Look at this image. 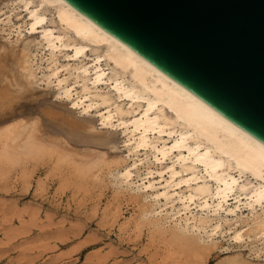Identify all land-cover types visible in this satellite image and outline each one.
Instances as JSON below:
<instances>
[{
	"label": "rangeland",
	"instance_id": "rangeland-1",
	"mask_svg": "<svg viewBox=\"0 0 264 264\" xmlns=\"http://www.w3.org/2000/svg\"><path fill=\"white\" fill-rule=\"evenodd\" d=\"M47 17V25L58 31L52 15ZM0 20V47L35 56L31 97L23 102L27 114L0 127L1 133L26 123L34 137L29 152L18 153L0 141V264H264L263 206L231 216L188 204L185 197L195 188H215L201 168L176 162L172 174L166 167L175 158L160 165L149 149L132 151L128 132L104 127L94 109H74L43 79L50 55L40 33L27 32L22 9L3 3ZM86 54L76 61L66 57L67 50L55 53L71 82L82 83L75 68L92 65L95 54ZM98 91L123 113L137 110L138 103L118 98L112 85L102 84ZM60 110L74 125L42 112ZM149 137L171 144L165 135ZM134 162L139 169L134 184L116 178ZM236 231L240 239L234 238Z\"/></svg>",
	"mask_w": 264,
	"mask_h": 264
},
{
	"label": "bare ground",
	"instance_id": "bare-ground-1",
	"mask_svg": "<svg viewBox=\"0 0 264 264\" xmlns=\"http://www.w3.org/2000/svg\"><path fill=\"white\" fill-rule=\"evenodd\" d=\"M6 2L16 4L25 13V25L30 35L40 33L41 43L50 55L47 73L42 77L47 86L57 88L59 97L70 101L72 107L82 113L94 109L104 127L124 129L129 134L127 142L132 151L149 149L154 161L160 165L175 158L173 165L166 167L170 173H175L176 162H189L191 170L201 168L215 183L214 190L205 185L195 188L193 194L185 197L188 204L231 216H236L242 209L254 213L257 207L264 208L262 144L219 116L63 0H1L0 6ZM47 13L52 15V23L58 26V31L47 25ZM17 29L16 34L20 36V27ZM1 48L0 127L27 114L23 102L31 97L30 86L34 83L32 58L35 57L25 49H10L9 52ZM62 49L71 52V55H66L69 60L85 58L89 50L95 54L91 66L82 65L74 69L82 83L78 80L71 82L66 76L71 75L70 71L58 65L55 53ZM87 81L92 87L87 85ZM102 84L112 85L118 98L137 102V110L123 113L121 107L113 106L108 94L99 93L98 88ZM61 110L54 114L42 112L48 117L60 118V123L74 125L68 118L69 113ZM165 111L170 113L169 118ZM125 114L128 117L125 118ZM31 128L26 123L17 128H7L0 133V141L4 140L8 148L18 153L29 152L34 145ZM12 132L15 134L9 138ZM150 134L165 135L171 144L152 141ZM103 140L108 142V139ZM138 170L134 162L118 171L116 178L132 185ZM151 174V171L147 173L148 176ZM246 176L255 183L248 179L242 181ZM146 179L148 177L141 179L143 188L148 187L144 185ZM195 179L198 178L194 176ZM261 235L264 241V229ZM234 238L240 239L241 232L236 231Z\"/></svg>",
	"mask_w": 264,
	"mask_h": 264
},
{
	"label": "water",
	"instance_id": "water-1",
	"mask_svg": "<svg viewBox=\"0 0 264 264\" xmlns=\"http://www.w3.org/2000/svg\"><path fill=\"white\" fill-rule=\"evenodd\" d=\"M63 1L264 146V0Z\"/></svg>",
	"mask_w": 264,
	"mask_h": 264
}]
</instances>
